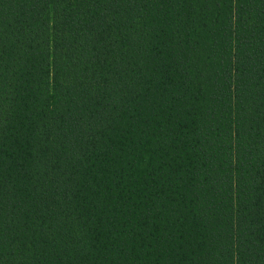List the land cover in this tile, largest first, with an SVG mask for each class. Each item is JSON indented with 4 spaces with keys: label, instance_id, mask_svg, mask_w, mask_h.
<instances>
[{
    "label": "trees",
    "instance_id": "trees-1",
    "mask_svg": "<svg viewBox=\"0 0 264 264\" xmlns=\"http://www.w3.org/2000/svg\"><path fill=\"white\" fill-rule=\"evenodd\" d=\"M0 264H264V0H0Z\"/></svg>",
    "mask_w": 264,
    "mask_h": 264
}]
</instances>
